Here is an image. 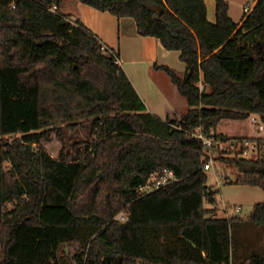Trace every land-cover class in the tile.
Instances as JSON below:
<instances>
[{"label":"trees","instance_id":"trees-1","mask_svg":"<svg viewBox=\"0 0 264 264\" xmlns=\"http://www.w3.org/2000/svg\"><path fill=\"white\" fill-rule=\"evenodd\" d=\"M79 1L177 50L184 71L157 67L188 108L165 119L147 111L118 54L62 0H0V264H64L65 243L75 264H264V247L234 260L231 219L205 206L215 191L204 169L215 152L234 175L225 182L264 190V136L216 131L252 114L264 124V0L241 22L226 0L214 22L204 0ZM84 121L89 140L49 153L45 141L63 144ZM197 130L226 147L206 146ZM245 142L255 156L241 155ZM164 169L176 179L139 195ZM247 220L264 227V201Z\"/></svg>","mask_w":264,"mask_h":264},{"label":"rangeland","instance_id":"rangeland-1","mask_svg":"<svg viewBox=\"0 0 264 264\" xmlns=\"http://www.w3.org/2000/svg\"><path fill=\"white\" fill-rule=\"evenodd\" d=\"M65 1L64 8L62 10L64 12H71L75 16L81 15L85 21V8L90 6L85 5L79 0ZM90 9L92 11H96L92 7H90ZM92 13H87V16L91 20L99 22V25L106 26V19H99V16L95 17V14ZM97 13L100 14V12ZM108 28L110 30L109 26ZM124 47V55L127 57L128 48L126 46ZM121 68L128 77L130 76L129 79L131 83L133 82L139 92H141V94L143 93L142 96L145 98V104H147L146 106L155 110L156 113L159 114V110L161 109L160 106L164 102L161 101V99L159 100V97L162 95L166 96L168 100H172V105L178 106L177 109L176 107H173L174 110L172 109V111H168L167 109L168 113L173 111L183 112L188 108L186 99L179 93L177 87L171 81L165 70L162 69L159 72V70H157L158 68L156 69V67L149 64L134 65L129 62L127 63V61L122 64ZM159 74L163 75L164 79L162 76H159ZM170 87H174V89H176V93L180 95L179 97L181 98V101H183L182 107L181 104L175 100V96L173 95ZM146 93L150 95L152 99L160 102L158 109H156V106H158L156 103H154L155 105H152V102L146 101ZM167 107L169 108L168 104ZM162 114L163 113H160V115ZM165 117L166 115H162L160 119H165ZM90 125V121H84L73 132L66 133L63 144L54 135H52L50 140L45 141L43 144L51 155L57 156L61 147H64L66 151H69L72 143L85 139L89 140L91 138ZM216 131L224 133L228 136H264V129L258 130L257 126L251 122L250 117L246 119H223L218 123ZM223 146L224 148L226 147L225 144ZM223 146H220V148L224 149ZM232 154L233 153H230L228 156H232ZM249 155L255 156L256 154L250 152ZM210 156L213 158V163L211 168L206 170L207 184L215 191V203L210 204L205 201V206L210 208L215 207L216 215L220 217H229L231 219L232 254L234 260L238 261L247 254L256 250H261V248L264 247V227H257L252 222L247 220L253 205L257 202L264 201V190L256 186L237 184L235 182H225L222 178L223 176L233 181L234 175L229 172L225 163L215 160V152ZM74 249L75 245L73 243H65L61 246L60 255L64 264H75L72 259Z\"/></svg>","mask_w":264,"mask_h":264},{"label":"crops","instance_id":"crops-1","mask_svg":"<svg viewBox=\"0 0 264 264\" xmlns=\"http://www.w3.org/2000/svg\"><path fill=\"white\" fill-rule=\"evenodd\" d=\"M206 7H207V17L210 21H215V6H216V0H204ZM256 0H226L228 4V14L229 16L236 22H241L244 18V12L243 8L245 5L249 4L251 7L254 5ZM65 0H62L60 4V10L64 12L62 9L64 8ZM80 4V3H79ZM87 6H90L88 4H85ZM80 6V5H79ZM92 7V6H90ZM90 7L85 8V21L83 20L82 16H75L71 12H64L68 14L71 18H79L86 27L89 28V30L93 33H95L103 42V44L115 51L118 54L119 57V65L122 67V64L126 61L130 64L138 65V64H149L153 67H156L159 72L162 70L157 66L160 65H167L179 72H182L185 70V63L179 58V52L177 50H169L166 49L158 38L154 36H143L140 35L137 32L136 24L133 18L131 17H116L115 15L109 13L108 11H101L94 7V10L92 11ZM80 8V7H79ZM98 10V11H97ZM93 12V13H92ZM97 12H100L97 13ZM87 13L95 14V17L99 16V19L104 18L106 19V23L104 25H99V22L91 20ZM98 14V15H96ZM107 14V15H102ZM110 27V30L108 28ZM125 41V42H124ZM124 46L128 48V56L126 57L124 55ZM124 47V48H123ZM162 78L164 79L163 75ZM130 77V76H129ZM133 83V82H132ZM168 84V83H167ZM154 85V84H153ZM133 86L135 84L133 83ZM157 86V85H156ZM159 87V86H157ZM141 98L142 102L145 105V108L147 111L153 113L157 117H162V115H166L168 111H172L173 107L178 108L176 105H172V100H168L166 96L159 97V100L164 101L159 110V114L155 112V110L148 108L145 104V98L142 96L141 92H139L138 88L134 87ZM173 95L175 96V100L181 104V107L183 105V101H181V98L176 93V89L174 87H170ZM162 92V89H161ZM164 92V91H163ZM146 101L152 102V105H155L156 103L158 106H156V109L159 108V101H156L151 98L150 95L147 93L145 94ZM167 104L169 105V108L167 107ZM168 109V111H167ZM171 109V110H169ZM174 110V109H173ZM160 113H163L160 115ZM247 136V135H244Z\"/></svg>","mask_w":264,"mask_h":264},{"label":"built area","instance_id":"built-area-1","mask_svg":"<svg viewBox=\"0 0 264 264\" xmlns=\"http://www.w3.org/2000/svg\"><path fill=\"white\" fill-rule=\"evenodd\" d=\"M251 8H252L251 5H249V4L245 5L243 8L244 15H247L250 12ZM55 9H56V6L53 5L51 7V10H55ZM116 62L119 64L118 58H116ZM204 88H205L204 83H199V89L201 91H203ZM250 120L252 123H254L255 126H257L258 130L264 129V124L260 121L258 115L252 114L250 116ZM192 135L196 138L201 139L202 142L208 147H210L212 144L220 145L219 141L214 140L212 137H207V136L203 135V133L200 130H197L196 132L192 133ZM223 145L224 144H221L220 146H223ZM244 145H245V147L243 148V151L241 154L242 156L252 157V155H249L250 152L257 154L256 146L253 143L245 142ZM212 163H213V158L211 156H209V158L207 159V161L204 165V169L205 170L210 169ZM175 179H176L175 174L170 169H164L161 172H159V171L152 172L149 175V177L147 178V180L138 187L137 192L139 195H144V194H146L150 191H153V190L159 188L160 186H163V185H165V184H167L170 181L175 180ZM117 217L121 221L125 220V218H126L124 213H120V215H118Z\"/></svg>","mask_w":264,"mask_h":264}]
</instances>
